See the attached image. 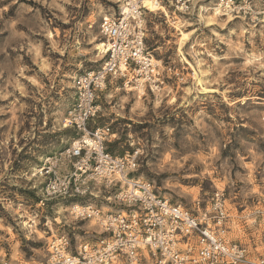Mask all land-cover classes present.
<instances>
[{"label": "clouds", "instance_id": "clouds-1", "mask_svg": "<svg viewBox=\"0 0 264 264\" xmlns=\"http://www.w3.org/2000/svg\"><path fill=\"white\" fill-rule=\"evenodd\" d=\"M0 264H264V0H0Z\"/></svg>", "mask_w": 264, "mask_h": 264}]
</instances>
